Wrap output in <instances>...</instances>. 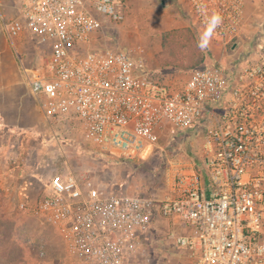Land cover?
Here are the masks:
<instances>
[{
    "label": "built area",
    "instance_id": "obj_1",
    "mask_svg": "<svg viewBox=\"0 0 264 264\" xmlns=\"http://www.w3.org/2000/svg\"><path fill=\"white\" fill-rule=\"evenodd\" d=\"M13 2L3 26L42 54L27 84L46 121L77 124L88 145L124 159L151 154L165 129L200 138L201 148L164 198L54 174L18 210L54 227L70 264H153L156 215L179 225L170 237L190 264H264V24L228 66L200 64L177 77L98 45L106 24L123 21L125 0ZM186 2L208 34L237 36L243 0Z\"/></svg>",
    "mask_w": 264,
    "mask_h": 264
},
{
    "label": "rangeland",
    "instance_id": "obj_2",
    "mask_svg": "<svg viewBox=\"0 0 264 264\" xmlns=\"http://www.w3.org/2000/svg\"><path fill=\"white\" fill-rule=\"evenodd\" d=\"M168 1L125 0L123 21L106 24L98 45L128 51L150 68L183 77L202 56L200 64L219 65L242 57L253 44L256 29L264 24V0H249L243 12L249 29L238 37L239 43L237 37L229 43L239 47L209 50L190 27H174L177 9ZM15 12L13 0H0V47L3 43L10 49L16 69L15 85L0 102V264H70L54 227L20 212L18 200L36 197L54 174L89 179L106 192L164 198L174 176L197 163L200 138L165 129L151 154L124 159L88 145L77 124L46 121L27 84L29 69L36 67L42 54L27 38H10L3 26ZM15 110H19L17 122ZM181 231L178 224L156 215L148 233L153 264H190L187 252L170 237Z\"/></svg>",
    "mask_w": 264,
    "mask_h": 264
},
{
    "label": "crops",
    "instance_id": "obj_3",
    "mask_svg": "<svg viewBox=\"0 0 264 264\" xmlns=\"http://www.w3.org/2000/svg\"><path fill=\"white\" fill-rule=\"evenodd\" d=\"M169 1L173 2V6L177 9L176 12L174 11V14H175V17L173 19L174 27H190L194 31L198 41L200 42L201 46H203V48H208L209 50L212 48L225 50L226 48H238L239 47V44L237 45L235 44V46L234 44L230 45L227 41L219 40L211 36L210 34H208L196 22L186 0H169ZM243 2L246 5L249 4V0H243ZM180 7L182 8V10ZM183 10H184V14L182 12ZM243 12H244V9H243ZM248 29H249L248 21H247V18H245L243 14V22L236 36L237 43H239L238 37L242 36V34L245 33ZM229 63L230 62H226L225 64H221V66H228ZM15 73H16L15 61L13 59L12 53L9 48H4L3 43H1V47H0V102H3L6 99V97L10 95L9 86L15 85L13 84L15 83V80H16ZM15 99L19 100L18 97H15ZM14 103L15 102H13V105ZM15 108H18V106H16ZM15 111L18 112L19 110H15ZM14 112H12L13 116L16 117V120L14 122H17L19 112L18 113H14ZM0 114L3 115L2 110H0Z\"/></svg>",
    "mask_w": 264,
    "mask_h": 264
},
{
    "label": "trees",
    "instance_id": "obj_4",
    "mask_svg": "<svg viewBox=\"0 0 264 264\" xmlns=\"http://www.w3.org/2000/svg\"><path fill=\"white\" fill-rule=\"evenodd\" d=\"M184 31H186V32H189V30L188 29H183ZM163 37H164V35H163ZM203 61V56H202V58H201V60L199 61V62H202ZM197 63V64H195V65H193V66H191L190 67V69H192V68H194V67H196V66H198V64L200 65V63Z\"/></svg>",
    "mask_w": 264,
    "mask_h": 264
},
{
    "label": "clouds",
    "instance_id": "obj_5",
    "mask_svg": "<svg viewBox=\"0 0 264 264\" xmlns=\"http://www.w3.org/2000/svg\"><path fill=\"white\" fill-rule=\"evenodd\" d=\"M213 20H214L215 23H218L219 22V17L218 16L217 17H214Z\"/></svg>",
    "mask_w": 264,
    "mask_h": 264
}]
</instances>
